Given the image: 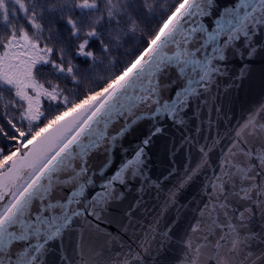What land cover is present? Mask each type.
Wrapping results in <instances>:
<instances>
[{
    "label": "snow or ice",
    "instance_id": "1",
    "mask_svg": "<svg viewBox=\"0 0 264 264\" xmlns=\"http://www.w3.org/2000/svg\"><path fill=\"white\" fill-rule=\"evenodd\" d=\"M0 264H264V0H0Z\"/></svg>",
    "mask_w": 264,
    "mask_h": 264
}]
</instances>
